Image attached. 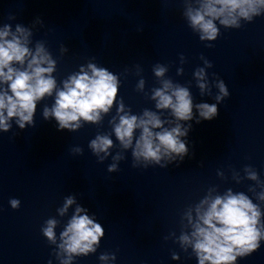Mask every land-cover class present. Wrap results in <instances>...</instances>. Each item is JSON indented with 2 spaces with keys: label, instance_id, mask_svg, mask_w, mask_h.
Instances as JSON below:
<instances>
[{
  "label": "clouds",
  "instance_id": "clouds-1",
  "mask_svg": "<svg viewBox=\"0 0 264 264\" xmlns=\"http://www.w3.org/2000/svg\"><path fill=\"white\" fill-rule=\"evenodd\" d=\"M183 17L188 27L198 35L206 47H212L220 35V28L240 29L242 22L251 23L254 18L264 15V0H182ZM14 20V16H9ZM44 22L37 18L33 27ZM33 30L17 23L0 26V131L7 133L13 127V121L20 130L34 127V116L38 102L54 97L51 107L45 105L42 110L44 120L54 119L57 130L76 132L85 124L100 125L114 105L115 115L108 121L110 133H98L88 148L103 163L112 156L107 171H118L119 162L125 159L124 153L131 150L133 167L148 168L159 166L166 168L170 164L179 166L189 156L187 137L192 129L191 121H211L219 114L218 105L230 96L223 79L210 82L207 69L212 63L201 56L203 67L193 72L196 87L201 96H212V87L218 92L213 97L215 103H194L189 87L175 83L166 76L168 67L155 64L153 73L159 87H153L151 94L145 93L154 102V109L145 108L139 114H133L123 98L118 99L120 78L105 67L94 62L81 65L79 71L70 74L58 85L54 73L57 60L43 41L33 46ZM69 50L61 46V55ZM183 64L185 58L180 57ZM142 68L137 66L136 75ZM183 74V68L177 69V75ZM136 90L145 92V80L140 78ZM195 110V112H194ZM169 118H164V113ZM118 141L119 151L113 156L111 150L117 147L112 139ZM83 148L75 147L72 152L83 155ZM247 180L254 181L248 191L257 201L264 203V181L251 166L243 169ZM218 175L224 177L223 172ZM233 179L241 182L238 172L233 170ZM257 187L260 191L257 192ZM19 199H10L12 209H19ZM261 203H254L245 192H234L228 188L219 194L217 187H210L199 202L190 205L181 218V231L178 237L171 236L180 248L187 252L191 249L198 264H236L238 258L245 257L260 247L264 241V212ZM70 218L57 237L56 229L60 220L55 217L45 221L42 235L50 245H54V256L59 264H73L74 259L88 256L97 251L105 230L89 210L79 204L74 195L65 197L57 209L59 217ZM167 239V237L165 238ZM115 253H102L101 262L115 261ZM173 260H179L173 252ZM49 264H52L51 260Z\"/></svg>",
  "mask_w": 264,
  "mask_h": 264
}]
</instances>
